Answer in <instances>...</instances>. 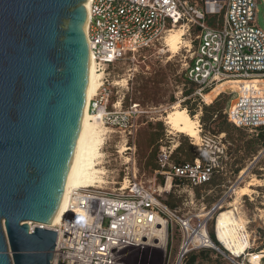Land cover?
<instances>
[{"label": "built area", "instance_id": "1", "mask_svg": "<svg viewBox=\"0 0 264 264\" xmlns=\"http://www.w3.org/2000/svg\"><path fill=\"white\" fill-rule=\"evenodd\" d=\"M88 13L90 55L105 78L89 100L88 113L102 111L105 128L132 136L143 113L139 105L124 111L120 102L110 104L116 87L109 80L110 69L154 48L178 26L196 34L185 70L186 83L197 88L194 95L204 98L219 85L235 84L236 95L223 113L227 122L237 129L264 128V30L257 24L256 0H202L201 5L189 0H92ZM210 142L203 139L202 146ZM128 150L126 143L123 152ZM173 154V147L162 145L157 161L159 173L174 188L193 189L211 181L216 159L175 163ZM160 196L135 173L71 191L60 223L49 229L57 233L52 264H188L191 254L209 251L230 264H245L242 255L233 256L213 243L206 218L180 217ZM174 225L182 234L176 253L170 246Z\"/></svg>", "mask_w": 264, "mask_h": 264}, {"label": "water", "instance_id": "2", "mask_svg": "<svg viewBox=\"0 0 264 264\" xmlns=\"http://www.w3.org/2000/svg\"><path fill=\"white\" fill-rule=\"evenodd\" d=\"M86 1L0 0V264L54 259L57 233L29 223H53L74 160L90 75Z\"/></svg>", "mask_w": 264, "mask_h": 264}, {"label": "rangeland", "instance_id": "3", "mask_svg": "<svg viewBox=\"0 0 264 264\" xmlns=\"http://www.w3.org/2000/svg\"><path fill=\"white\" fill-rule=\"evenodd\" d=\"M256 3L257 24L264 30V2L256 0ZM176 29L185 33L176 54L168 52L165 46L168 33L154 48L140 52L134 59L119 62L109 71V80L116 86L110 104L120 102L124 111L134 104L139 105L143 113L137 119V131L132 136L101 125L105 129L104 157L99 166L106 173L102 176L103 182L122 181L125 176L135 173L138 181L157 190V194L161 193L160 200L170 209L176 210L180 217L194 218L195 221L205 219L218 206L208 216L209 235L216 236V219L223 210L234 212L238 221L244 224L250 243L240 262L250 264L252 254L264 256V146L258 141L261 132L237 129L225 120L222 113L214 119L216 121L208 119L211 114L205 113L203 108L212 105L220 111L228 108L236 95L237 85H219L218 90L209 92L204 98L195 96L197 88L186 83L185 70L192 56V50L189 51L191 41L195 40L196 34L189 35L179 26ZM103 78L102 75L101 80ZM188 92L191 94L186 96ZM177 104L198 122V140L174 133L166 125L165 118ZM203 116L207 118L204 123L201 122ZM218 126L226 133L214 136ZM203 139L212 142L203 147ZM126 143L130 150L123 152ZM162 145L173 147L172 160L175 163H193L198 159L206 163L209 158L216 159L217 168L211 181L193 189L182 186L165 192L170 180L159 173L157 161ZM29 225L36 227L39 224L30 222ZM173 230L170 246L176 253L182 243V234L176 225ZM198 264L230 263L217 251H212L210 262Z\"/></svg>", "mask_w": 264, "mask_h": 264}, {"label": "bare ground", "instance_id": "4", "mask_svg": "<svg viewBox=\"0 0 264 264\" xmlns=\"http://www.w3.org/2000/svg\"><path fill=\"white\" fill-rule=\"evenodd\" d=\"M92 0H87L84 8L88 16L85 24V31L89 22V7ZM184 31L173 29L165 39V46L168 52L176 54L182 44ZM102 71L97 70L95 61L90 55V75L87 88V102L82 123L81 132L78 138L74 160L68 174L65 191L61 207L53 220V223L47 229L53 228L60 223L63 213L66 210L67 202L71 191L95 187L97 184H104L103 177L106 173L99 166L104 157L103 136L105 129H102V115L100 111L97 115L88 113L89 100L96 94L101 84ZM127 83V82H126ZM219 87L217 88V90ZM177 104L173 111L165 118V123L172 132L186 135L195 140L199 139L198 122L193 119L186 109H180ZM106 177V176H105ZM171 182L167 183L165 192L170 190ZM221 209V208H220ZM207 214L205 222L208 220ZM216 239L223 249L233 256L243 255L250 247L248 236L246 235L244 224L240 223L234 212L222 211L216 219ZM237 234V235H236ZM213 247L214 244H212ZM227 246V247H226ZM216 248V247H215ZM262 255H251L250 264H262Z\"/></svg>", "mask_w": 264, "mask_h": 264}, {"label": "trees", "instance_id": "5", "mask_svg": "<svg viewBox=\"0 0 264 264\" xmlns=\"http://www.w3.org/2000/svg\"><path fill=\"white\" fill-rule=\"evenodd\" d=\"M208 93H209V91L206 92V94H208ZM190 94H191V92H188V93H186L185 95L188 96V95H190ZM203 111H204L205 113H209V114H211V116L208 117V119H209L210 121H213L215 118H218V117H219V114H220V113H223V111L215 110V106H214V105H212V106H208V107H204V108H203ZM206 119H207V118H205V116H203L202 119H201V122L204 123ZM214 121H216V120H214ZM260 132H261V134H260V136H259L258 141H259L260 145L264 146V136L262 135V133L264 134V128L260 129ZM223 133H226V132H224V131L222 130L221 126H218V131H217V132H214L213 135H214V136H217V135H221V134H223ZM226 136H227V135H226ZM210 237H211V240L213 241V243H214L215 245H217V246L220 247V244L218 243L215 234L211 233V234H210ZM196 261H197V258H196V257H192L191 260H190V262H189V264H195Z\"/></svg>", "mask_w": 264, "mask_h": 264}, {"label": "crops", "instance_id": "6", "mask_svg": "<svg viewBox=\"0 0 264 264\" xmlns=\"http://www.w3.org/2000/svg\"><path fill=\"white\" fill-rule=\"evenodd\" d=\"M189 1L192 2L193 4L201 5V1L202 0H189ZM211 23H212V21L210 20L209 21V24H211ZM223 113H224V110H223ZM224 118L226 120V117L225 116H224ZM173 185H175V184L171 183L172 188H173ZM211 253H212V251L202 252V253H198V254H196V253L195 254H191L190 260H191L192 257H196L197 258V261L195 262V264L210 262V260H211ZM190 260H189V262H190Z\"/></svg>", "mask_w": 264, "mask_h": 264}]
</instances>
